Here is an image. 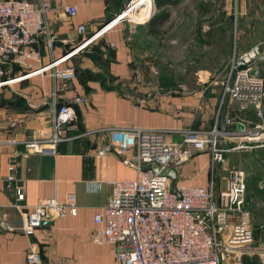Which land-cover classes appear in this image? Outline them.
Instances as JSON below:
<instances>
[{
    "label": "built area",
    "instance_id": "2783aa9c",
    "mask_svg": "<svg viewBox=\"0 0 264 264\" xmlns=\"http://www.w3.org/2000/svg\"><path fill=\"white\" fill-rule=\"evenodd\" d=\"M51 1L0 0V85L6 81L3 78L5 65L12 63L29 68L25 74L36 72L52 78V88L46 100L49 132L40 137L29 134L20 138L13 132L7 142L22 146L19 150L13 148L11 152L14 154H53L57 143L69 138L68 132L76 123L74 105L85 98L72 84L76 69L63 62L96 34L128 18L122 15L106 28H103L104 23L92 33L81 36L71 48L54 56L55 34L45 16ZM53 1L62 4L68 16L74 15L76 7L73 3ZM130 1L127 0L117 13L130 8ZM151 12L152 9L149 15ZM76 30L84 34V25L77 24ZM40 37L48 49V59L31 67L27 60L38 59L35 44ZM263 56L262 43H253L233 53L221 80L222 92L235 103V107L238 110L252 108L259 118L249 127L230 116L228 111L220 124L216 114L207 129L190 126L104 127L106 138L96 146L95 153L114 152L123 163L136 170L133 178L107 180V200L92 216L94 225L90 228V240L113 245V256L108 264H221L229 256L238 259L241 253L256 254L264 264V241L253 243L251 212L244 205L245 176L242 170H231L217 183L211 172L205 184H194L171 183L168 174H160L151 167L155 163L158 168H174L200 151H206L211 162H222L228 148L220 145L219 138L263 137L264 124L260 118L264 81L257 72V60ZM252 68L255 73L250 72ZM238 121L243 124L242 129L235 128ZM17 123V116L7 119L11 128ZM229 124L234 125L231 130L225 127ZM168 133H176L179 138L170 139ZM128 150L131 153L126 154ZM3 182L15 194V201L9 206L19 212V229L25 233L40 226L42 219L75 212L72 194L64 199L50 196L26 205L20 202L22 183L15 181L12 170H8ZM3 207L0 205V215L5 214ZM25 262L42 264L40 252L34 245L25 252Z\"/></svg>",
    "mask_w": 264,
    "mask_h": 264
},
{
    "label": "crops",
    "instance_id": "0c3cea01",
    "mask_svg": "<svg viewBox=\"0 0 264 264\" xmlns=\"http://www.w3.org/2000/svg\"><path fill=\"white\" fill-rule=\"evenodd\" d=\"M126 1L62 0L76 7L74 15L68 16L62 4L52 0L45 16L55 34L53 55L63 53L77 43L81 36L97 30ZM183 1L186 0L167 5L169 16L170 7L178 6ZM150 6L153 7L152 14L157 7L152 0ZM134 7L130 3V8H126L129 14L121 13L112 19L115 21L122 15L133 19ZM77 24L84 25V34L76 30ZM136 27L143 29L141 33L150 37H160L167 29L165 24L161 34L151 35L147 32L146 20ZM237 31L241 30L237 27ZM127 33L126 22L118 21L96 34L64 60V64L70 63L76 69L72 84L85 99L74 105L75 127L68 132L69 138L57 143L53 154L11 152L13 148L22 149L20 143L7 142L13 132L18 138L29 134L40 137L49 132L46 100L52 88V78L48 74L36 72L25 74L29 68L16 63L5 65L3 78L6 81L0 85V205L5 210V214L0 215V264H27L25 252L30 245L39 250L42 264H108L111 261L113 245L90 240V228L94 225L92 216L107 200V180L133 178L136 170L123 163L114 152L103 155L95 153L96 146L106 138L105 126H190L207 129L216 114L220 124L226 111L245 125H252L259 120L252 108L238 110L235 103L222 92V85L220 91L207 84L193 86L185 91L160 92L153 89L147 94L134 93L132 84L137 73L126 40ZM224 40L226 53L219 59L223 65V60L227 58L226 67L233 53L251 45L246 46L238 33L234 38L226 35ZM35 47L39 57L37 60H27L31 67L48 59V49L42 37ZM257 72L264 73V62H258ZM10 116L18 117V123L13 128L7 125ZM260 119L264 124V98ZM225 127L231 130L234 125ZM167 137L177 139L179 135L168 133ZM129 153L131 150L126 152ZM210 163L207 152L196 153L173 168L175 176L170 177L171 183L205 184L211 175ZM8 170L13 171L16 182L22 183L21 203L29 205L50 196L64 199L72 194L75 212L47 219L48 222L33 228L29 233L21 231L20 214L9 206L15 201V194L3 182ZM221 264H240V261L229 256Z\"/></svg>",
    "mask_w": 264,
    "mask_h": 264
},
{
    "label": "rangeland",
    "instance_id": "374dc122",
    "mask_svg": "<svg viewBox=\"0 0 264 264\" xmlns=\"http://www.w3.org/2000/svg\"><path fill=\"white\" fill-rule=\"evenodd\" d=\"M130 3L135 6V16L121 22L127 24L126 40L137 73L132 84L134 93L147 94L153 89L185 91L207 84L220 91L227 58L223 65L219 58L226 53V35L234 38L238 33L246 46L264 44V0L183 1L170 7L167 29L160 37L147 36L141 33L143 29L136 27L153 8H150V0H131ZM258 62H264V56ZM262 136L258 139L219 138L220 145L228 150L222 162L210 163L216 183L231 170L243 171L244 205L251 212L253 243L264 241V134Z\"/></svg>",
    "mask_w": 264,
    "mask_h": 264
},
{
    "label": "trees",
    "instance_id": "16d2710c",
    "mask_svg": "<svg viewBox=\"0 0 264 264\" xmlns=\"http://www.w3.org/2000/svg\"><path fill=\"white\" fill-rule=\"evenodd\" d=\"M157 10L146 19L147 32L151 35H159L164 30V25L169 20L168 4H175L178 0H152ZM152 8V6H151ZM264 81V73H258ZM254 112V110H253ZM255 114V113H254ZM256 116V115H255ZM257 118V117H256ZM240 264H262L256 254L241 253L239 257Z\"/></svg>",
    "mask_w": 264,
    "mask_h": 264
},
{
    "label": "water",
    "instance_id": "95a60500",
    "mask_svg": "<svg viewBox=\"0 0 264 264\" xmlns=\"http://www.w3.org/2000/svg\"><path fill=\"white\" fill-rule=\"evenodd\" d=\"M119 11V10H118ZM117 11V12H118ZM117 12H115L114 14H112L110 17H108L106 20H104L103 22H102V24H101V26L104 24V23H106L108 20H110L115 14H117ZM93 31H95V30H92V31H90V32H87V34H90V33H92ZM86 34V35H87ZM250 72L251 73H255V69L254 68H252L251 70H250ZM235 128L236 129H242L243 128V124L241 123V122H236L235 123ZM151 167H152V169H154V170H158V173H160V174H168L171 178H174V176H175V171H174V169L173 168H171V167H162V168H158V166L155 164V163H152L151 164ZM49 220H47V219H42L41 220V222H40V224H43V223H46V222H48Z\"/></svg>",
    "mask_w": 264,
    "mask_h": 264
},
{
    "label": "bare ground",
    "instance_id": "6f19581e",
    "mask_svg": "<svg viewBox=\"0 0 264 264\" xmlns=\"http://www.w3.org/2000/svg\"><path fill=\"white\" fill-rule=\"evenodd\" d=\"M123 13H128V11L125 9ZM123 13H122V14H123ZM128 14H129V13H128ZM113 21H114V19H111L109 22L105 23V24H104L105 26H104L103 28H106L107 25H109V24L112 23Z\"/></svg>",
    "mask_w": 264,
    "mask_h": 264
}]
</instances>
